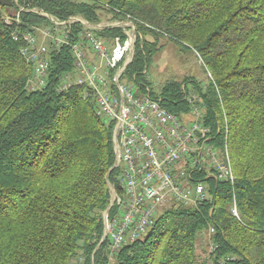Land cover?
Returning a JSON list of instances; mask_svg holds the SVG:
<instances>
[{"label": "trees", "instance_id": "16d2710c", "mask_svg": "<svg viewBox=\"0 0 264 264\" xmlns=\"http://www.w3.org/2000/svg\"><path fill=\"white\" fill-rule=\"evenodd\" d=\"M22 6L93 23L106 13L112 19L131 15L144 38L126 76L142 90L161 37L196 53L208 73L207 85L188 77L166 81L159 94L151 90L176 113L190 109L187 91L200 95L218 146L229 149L235 182L214 186L213 199L198 209H166L144 238L113 256V264H197L204 259L197 240L210 225L214 264H264V0L0 3V264H109L103 211L111 202L110 183L120 191L114 124L99 113L92 95L84 87L63 93L55 84L28 88L33 66L21 54L22 41L13 38L16 23L2 18ZM21 18L20 29L49 24L36 12ZM101 31L108 38L121 33ZM53 65L54 74L71 69L70 51L63 48Z\"/></svg>", "mask_w": 264, "mask_h": 264}, {"label": "built area", "instance_id": "2783aa9c", "mask_svg": "<svg viewBox=\"0 0 264 264\" xmlns=\"http://www.w3.org/2000/svg\"><path fill=\"white\" fill-rule=\"evenodd\" d=\"M12 12H3L2 18L8 25L16 23L12 35L22 41L21 54L33 66L28 88L44 90L55 84L63 93L84 87L99 113L114 124V168L118 169L120 191L111 185V202L103 211L102 238L109 240L110 257L148 232L164 208L198 209L213 199L214 186L235 182L232 160L225 159L224 148L218 146L216 133L205 121L206 106L197 93L188 92L184 85L191 107L176 113L164 106L150 87L142 90L126 76L138 33L131 15L122 23L128 29L125 40L122 34L105 40L97 35L102 25H91L83 16L60 19L24 6ZM22 12L39 13L50 22L20 29ZM78 23L85 28L77 30ZM63 48L70 51L73 66L54 74L53 57ZM232 212L240 217L235 199ZM208 230V253L197 264H214L215 228L210 226ZM225 262L220 260L221 264Z\"/></svg>", "mask_w": 264, "mask_h": 264}, {"label": "rangeland", "instance_id": "374dc122", "mask_svg": "<svg viewBox=\"0 0 264 264\" xmlns=\"http://www.w3.org/2000/svg\"><path fill=\"white\" fill-rule=\"evenodd\" d=\"M17 2H18V0H15V4H17ZM10 8H13V7H10ZM74 16H81L82 17V15H74ZM112 16H113L112 14L106 13L103 16V18L101 19V21L97 22V23L90 22L85 17L84 18L91 25L92 24H95V25L101 24L103 27L102 30L106 29V28H111L108 26L111 24L117 23L119 26H116L115 28H118L121 31V33H120V34H122L121 38H122V40H125L126 34L124 32H125V30H128V29L124 28V26H122V23L127 22V20H129L127 18L128 15L123 16L121 18H114V19H112ZM132 20L138 29L137 40H136V43H137L138 40H143L144 36H143V33L141 32V30L139 29L137 22L134 19H132ZM49 22H50V20H49ZM76 25H81V29H82V27H84V25H82L80 23H78ZM112 28H114V27H112ZM100 32H102V31L97 30V33H98L97 35L99 37H101L102 39H105V40L109 39L108 37L101 36ZM146 38L153 40V37H151L150 35H147ZM136 43L134 45V56H135V51H136ZM158 43H159V46H161L162 48H160V50L157 52V54L153 57L152 61L150 62V65L147 69V79L149 82L148 87H150L153 90V92H156V94H159L164 83L166 81L172 80V79L182 81L185 78L189 77V78H194V79L198 80L202 84H206L209 81L208 73L206 72V69L204 67L202 60L192 50L185 49V48H183L182 45L177 44V43L172 42V41H169L167 38H164V37H161L158 40ZM190 91H194V90L191 89ZM195 93H197V92H195ZM113 137H114V132H113ZM216 140H218L217 137H216ZM111 185H112V183H110V189H111ZM215 190H216V188H215ZM212 192L214 193V190H212ZM236 205H237V201H236ZM237 207H238V205H237ZM208 228L203 230L202 234L199 235V238L197 240V244H198L197 247H199V250L202 252V253H200V255L201 256L203 255L204 257H205V254L208 253V249H209L208 238H207V233H206V232H209ZM109 261H110L109 264H113L114 258L110 257Z\"/></svg>", "mask_w": 264, "mask_h": 264}, {"label": "bare ground", "instance_id": "6f19581e", "mask_svg": "<svg viewBox=\"0 0 264 264\" xmlns=\"http://www.w3.org/2000/svg\"><path fill=\"white\" fill-rule=\"evenodd\" d=\"M225 143V142H224ZM224 156H225V159H231V157H230V153H229V149H228V147L226 146L225 148H224ZM183 207H188V206H183ZM172 208H174V207H166V208H164L162 211H160V215H159V218H160V216L164 213V211L166 210V209H172ZM158 221V219H155V224H156V222ZM154 224V225H155ZM153 228V227H152ZM151 228V229H152ZM150 229V230H151ZM149 230V231H150ZM149 231L148 232H145L142 236H139V239H142V238H144L148 233H149ZM134 240H137V239H132V241H134Z\"/></svg>", "mask_w": 264, "mask_h": 264}, {"label": "water", "instance_id": "95a60500", "mask_svg": "<svg viewBox=\"0 0 264 264\" xmlns=\"http://www.w3.org/2000/svg\"><path fill=\"white\" fill-rule=\"evenodd\" d=\"M28 0H26L27 2ZM0 3H2L3 5H6L8 7H13V5L15 4V0H0Z\"/></svg>", "mask_w": 264, "mask_h": 264}, {"label": "crops", "instance_id": "0c3cea01", "mask_svg": "<svg viewBox=\"0 0 264 264\" xmlns=\"http://www.w3.org/2000/svg\"><path fill=\"white\" fill-rule=\"evenodd\" d=\"M203 251V250H202ZM197 252L198 254L202 253L200 250H199V247H197Z\"/></svg>", "mask_w": 264, "mask_h": 264}]
</instances>
